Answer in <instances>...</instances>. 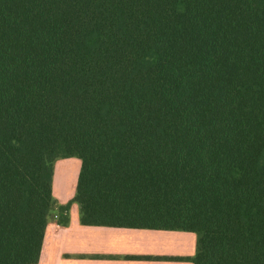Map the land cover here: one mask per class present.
Returning <instances> with one entry per match:
<instances>
[{"label":"trees","instance_id":"obj_1","mask_svg":"<svg viewBox=\"0 0 264 264\" xmlns=\"http://www.w3.org/2000/svg\"><path fill=\"white\" fill-rule=\"evenodd\" d=\"M81 223L264 264V0H0V264H37L54 163Z\"/></svg>","mask_w":264,"mask_h":264},{"label":"crops","instance_id":"obj_2","mask_svg":"<svg viewBox=\"0 0 264 264\" xmlns=\"http://www.w3.org/2000/svg\"><path fill=\"white\" fill-rule=\"evenodd\" d=\"M82 161L54 163L53 197L57 204L45 230L37 264H194L197 234L189 231L83 225L81 207L73 201L69 224L56 221L58 207L76 195Z\"/></svg>","mask_w":264,"mask_h":264}]
</instances>
